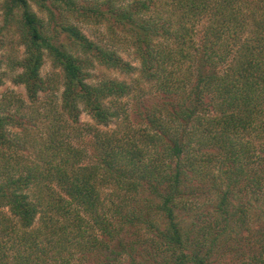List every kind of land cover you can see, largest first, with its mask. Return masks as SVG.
I'll return each mask as SVG.
<instances>
[{
    "label": "trees",
    "instance_id": "1",
    "mask_svg": "<svg viewBox=\"0 0 264 264\" xmlns=\"http://www.w3.org/2000/svg\"><path fill=\"white\" fill-rule=\"evenodd\" d=\"M0 12L23 48L0 69L36 107L27 123L47 122L34 138L24 104L0 100V264H264V225H250L264 224V0H1ZM81 24L107 25L104 44ZM46 59L60 104L40 99L55 89ZM96 67L138 76L91 83Z\"/></svg>",
    "mask_w": 264,
    "mask_h": 264
},
{
    "label": "rangeland",
    "instance_id": "2",
    "mask_svg": "<svg viewBox=\"0 0 264 264\" xmlns=\"http://www.w3.org/2000/svg\"><path fill=\"white\" fill-rule=\"evenodd\" d=\"M1 1V0H0ZM102 1V0H99ZM33 9L36 10L35 6H33ZM0 26H1V12H0ZM82 32L88 36L89 38L93 39V40H99L101 39L103 41L104 44V37L105 34H108L107 31V25H82L80 26ZM117 32H120L119 30H116ZM5 33V32H4ZM2 33L0 31V59L1 58H7L8 56H20L23 53V48L21 46H19L18 42V38L16 35L12 34V31H9L7 33ZM199 38V36H198ZM116 50L118 51V53L121 55V57H123L125 60L129 61L130 63L133 64V66L139 68V62L137 60L134 59V57L132 55H130V51L129 50H124L120 45L116 46ZM0 72L3 73V84L0 86V100L2 99V97L4 96H9L12 95L14 97V100H19L20 103L24 104L25 110L23 111V115L26 116V119L24 120V122L27 123V120H30L29 116L33 114H36L34 112V109L36 108L35 106H31L30 108H28L30 106V102L27 98L25 89L23 86L21 85H15L12 82V75H14L15 73H10L8 68H6L3 65V68L0 69ZM91 73L93 75V79L89 80V82L91 83H95L99 80L102 79H106V78H110V79H116V80H122L128 84H134V79L138 76L137 72L132 74V75H123L119 72L116 71H111V70H106L102 67H96L93 70H91ZM40 75L43 79L51 81V85L54 86L52 87L54 89L53 94H40L41 96V101L46 102V104H49L51 102H55L56 104H60V98H61V93H62V85H61V80H62V72L61 70L58 68H54L51 64V61L49 59H46L44 62V65L41 68L40 71ZM141 87V89L143 90L144 93V100L146 101V103H152L155 100V98L153 97V95L155 94L153 91H151L152 93H149L148 91L150 90L149 88V84H146L145 82L141 85L139 84ZM14 94V95H13ZM129 97V98H124L122 99V102L125 103L126 107L133 109L134 108V100ZM49 108V106H45L44 108ZM39 110H42V112H44L45 109L41 108ZM40 115H36L33 122L28 121L27 124H30V128L29 131L32 132V136H34V138L39 137L44 135L43 132L45 130V126H46V118L44 117V115L40 112ZM39 116V117H38ZM28 118V119H27ZM79 120L81 123L83 124H90V125H94V121L90 118V116L86 113V112H81L79 115ZM117 126V123L115 124H111V126L109 128L114 129ZM11 127V126H10ZM14 128V127H11ZM102 129H108V128H104L101 127ZM16 130H18V128H14ZM30 132V134H31ZM92 139L89 135L85 136L84 140L82 142H80V144L82 145H86V146H91ZM77 143V140L74 141V144ZM31 144V143H30ZM32 147L29 148V145L27 148H25L23 151L25 152V156H27L28 154V158L34 159L35 156L32 153L34 151V146L31 145ZM30 149V150H29ZM90 152H92V147H90ZM4 211L6 212V209H4ZM251 214H249L248 216H250ZM253 216L251 215V221L252 223L250 224L251 227L253 228V230L256 229H260L262 228V226L264 224H257L255 222L256 217L254 219H252Z\"/></svg>",
    "mask_w": 264,
    "mask_h": 264
}]
</instances>
